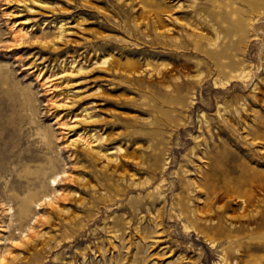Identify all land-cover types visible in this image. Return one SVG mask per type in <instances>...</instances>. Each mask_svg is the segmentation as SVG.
<instances>
[{"label":"rangeland","instance_id":"374dc122","mask_svg":"<svg viewBox=\"0 0 264 264\" xmlns=\"http://www.w3.org/2000/svg\"><path fill=\"white\" fill-rule=\"evenodd\" d=\"M0 264H264V0H0Z\"/></svg>","mask_w":264,"mask_h":264},{"label":"bare ground","instance_id":"6f19581e","mask_svg":"<svg viewBox=\"0 0 264 264\" xmlns=\"http://www.w3.org/2000/svg\"><path fill=\"white\" fill-rule=\"evenodd\" d=\"M88 147V146H87ZM88 149H89V147H88ZM55 181V179L52 181V182H54ZM54 184V183H53ZM48 202H50V200L48 201ZM51 204V203H50ZM52 205V204H51Z\"/></svg>","mask_w":264,"mask_h":264}]
</instances>
